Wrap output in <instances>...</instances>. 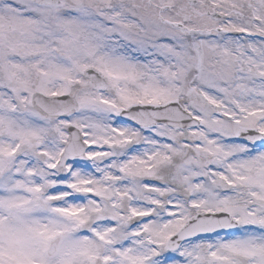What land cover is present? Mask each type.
<instances>
[{"label": "snow or ice", "instance_id": "snow-or-ice-1", "mask_svg": "<svg viewBox=\"0 0 264 264\" xmlns=\"http://www.w3.org/2000/svg\"><path fill=\"white\" fill-rule=\"evenodd\" d=\"M0 264H264V0H0Z\"/></svg>", "mask_w": 264, "mask_h": 264}]
</instances>
